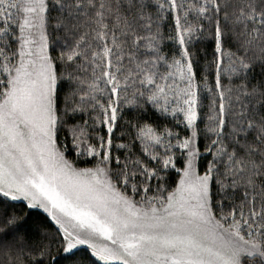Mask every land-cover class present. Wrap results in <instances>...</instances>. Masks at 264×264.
Here are the masks:
<instances>
[{
	"label": "trees",
	"instance_id": "obj_1",
	"mask_svg": "<svg viewBox=\"0 0 264 264\" xmlns=\"http://www.w3.org/2000/svg\"><path fill=\"white\" fill-rule=\"evenodd\" d=\"M12 3L13 25L9 36L0 37V51L23 70L34 56L28 48L31 44H23L29 0ZM41 4L40 59L52 74L53 138L65 144L69 133H76L74 141H92L87 137L96 131L92 107L107 98L100 77L105 50L112 66L125 74L131 70L140 82L166 73L172 61L184 54L198 86L195 168L199 176L208 177L210 216L215 220L232 214L262 228L264 237V0H41ZM219 49L234 65L217 81ZM136 93L133 88L130 95ZM221 99L227 104L222 124H217ZM131 100L128 106L120 104L122 120L113 132L122 143V149L113 152V158L123 163L121 172L134 169V163L159 162L151 154L149 158L135 155L136 128L146 125L157 133L190 136L189 129L150 102ZM217 135L224 149L221 158L213 145ZM65 157L75 159L70 150ZM187 161L181 152L166 164L160 192L177 187ZM111 175L125 192H142L133 188L132 181L124 183L121 174ZM100 260L86 247L68 252L47 214L0 193V264H119ZM239 263L264 264V256L242 255Z\"/></svg>",
	"mask_w": 264,
	"mask_h": 264
},
{
	"label": "rangeland",
	"instance_id": "obj_2",
	"mask_svg": "<svg viewBox=\"0 0 264 264\" xmlns=\"http://www.w3.org/2000/svg\"><path fill=\"white\" fill-rule=\"evenodd\" d=\"M41 6V0H29L23 44H31L28 48L34 56L25 68L17 70L0 51V193L47 214L62 234L68 252L86 247L103 263L240 264L242 255L264 256L262 228L240 222L232 214L215 220L210 216L208 177L199 176L195 168L198 86L184 54L172 61L166 73L140 82L131 70L125 74L112 66L105 50V69L100 77L107 89L102 94L107 98L92 107V129L96 131L87 135L92 141H74L76 133H69L65 144L53 138L52 74L40 59ZM14 8L12 0H0V37L9 36ZM218 51L217 81L234 65L227 54ZM37 54L40 60H36ZM133 88L137 93L130 95ZM133 98L144 99L155 110L175 118L190 130V136L157 133L146 125L136 128L135 155L149 158L151 154L158 158V166L146 160L121 172L123 163L113 158V152L122 149V143L113 132L122 120L120 104L128 106ZM221 101L217 124H222L227 104ZM218 136L213 145H217L216 157L221 158L224 149ZM67 150L74 155L73 161L65 157ZM176 152H185L186 167L177 187L162 193L164 168ZM112 173L121 174L126 178L124 183L130 180L133 188L142 192H125L118 180L113 181Z\"/></svg>",
	"mask_w": 264,
	"mask_h": 264
}]
</instances>
